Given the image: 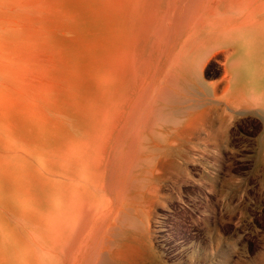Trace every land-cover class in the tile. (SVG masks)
Instances as JSON below:
<instances>
[{
    "label": "rangeland",
    "instance_id": "rangeland-1",
    "mask_svg": "<svg viewBox=\"0 0 264 264\" xmlns=\"http://www.w3.org/2000/svg\"><path fill=\"white\" fill-rule=\"evenodd\" d=\"M146 1L111 0L114 4L110 5V0H0V139L7 137L12 144L0 148V159L7 160L10 165L12 175L8 193L15 207H24V181L31 174L36 181L38 172L35 168L38 163H50L60 156L70 155L74 142L91 146L95 135L100 130L104 131L108 124L117 122L121 111L128 110L126 107L136 101L137 87L143 77L142 66L150 62L151 45L155 40L148 32L152 26V20L149 21L152 15L149 17V14L153 10L161 11L166 2H170L158 0L161 2L158 6L157 0H149L150 5ZM200 2L186 0V11L198 7ZM171 3L167 6H172ZM109 7H113L112 10ZM138 11L141 18L146 19L148 15V20L138 19ZM138 20L142 21H139V28ZM134 28L140 29H137L139 33ZM32 32L37 41L32 37ZM143 35L151 38L144 40ZM138 36L143 40L138 41ZM16 43L19 50L14 48ZM55 43L58 45L55 46ZM178 46L175 41L174 48ZM217 60L222 59L218 57L204 70L202 76L207 84L218 82L224 75L223 67ZM49 70L51 73H46ZM40 83L49 88L43 85L41 90ZM31 84L36 86L32 87L34 91ZM182 88L178 89L180 93ZM148 99L145 97L141 111H145L148 106ZM185 105L175 101L172 107L182 116ZM56 116L58 119H55ZM173 141L176 146L169 149L158 146L156 140H148L145 142L147 147L140 148L139 158L134 164L137 172L147 170L155 173L153 189L144 191L142 198L136 197V189H131L128 198L121 200L118 212L123 217L118 224L117 221H111L110 226L119 230V234L123 235L121 239L131 238L137 243L130 242L135 246L134 253L122 261H107L109 264H218L214 252L209 248V239L205 236L202 205L186 199V188H171V180L181 177L182 164L186 159V151L183 150L186 141L182 138ZM119 145L120 153H125L128 141L124 140L123 145ZM20 150L30 151L27 162L31 171L28 178L24 177V169L16 157V151ZM138 177L135 175L134 180ZM145 181L149 187L148 180ZM9 222L21 224L13 215ZM223 229L228 231L229 227L225 225ZM108 240H111L110 236ZM105 246L102 250L112 255L113 248ZM21 250L24 253V248ZM13 259L15 262L20 260L19 257Z\"/></svg>",
    "mask_w": 264,
    "mask_h": 264
},
{
    "label": "bare ground",
    "instance_id": "bare-ground-1",
    "mask_svg": "<svg viewBox=\"0 0 264 264\" xmlns=\"http://www.w3.org/2000/svg\"><path fill=\"white\" fill-rule=\"evenodd\" d=\"M147 1L150 5L151 1ZM169 3L172 6H167ZM169 3L166 2L161 11L151 10L154 15L146 11L149 17L152 15V19L148 15L146 18L152 20L148 32L155 38L151 45L150 62L142 66L143 77L137 87L136 101L126 107L128 110L121 111L117 122L112 121L114 124H108L104 131L100 130L91 146L74 142L70 155L60 156L50 163H38L35 168L38 172L36 181L30 175L27 162L30 151H16V157L24 169V177L30 175L24 181V207H15L11 202L8 193L12 175L10 165L7 160L0 159V264H109L107 261H122L135 251V246L130 242H137L131 238L121 239L123 235L119 234L116 227L110 226V222L120 223L123 216L118 212L119 206L121 200L128 198L131 189L137 190L135 194L138 198L144 196V191L153 189L155 173L147 170L137 172L134 164L139 158L140 148L147 147L145 142L156 140L158 146L169 149L175 145L173 140L181 138L186 132V105L183 117L172 107L175 101L186 103V89L189 95H196L203 103L213 105L222 102L229 110L238 113H251L250 110L254 108L257 110L255 114L264 117V0H201L198 7L187 11L186 0H170ZM138 15V19L141 18L139 11ZM139 21L142 22L138 20V28L141 24ZM140 38L137 37L138 41L143 40ZM174 40L179 44L178 48H174ZM16 44L14 48L18 46ZM218 57L222 59L217 60V63L222 65L224 75L218 82L207 84L202 76L204 70ZM59 59L54 58L56 61ZM46 73L51 72L49 70ZM43 85L45 88L46 84ZM30 86L31 89L36 87ZM181 86L180 93L178 89ZM220 86L222 91L218 96ZM46 88L49 87L46 85ZM146 92L149 94L146 95ZM145 97L149 98L148 106L145 111H141ZM124 140L128 141L127 151L120 153L119 144L123 145ZM7 145H12L7 137L0 139V148ZM166 164L169 165V162ZM135 175H139L137 180H134ZM11 215L16 216L21 224L10 223ZM108 236L111 240L106 241ZM105 245L113 248L112 255L102 250ZM14 257L20 260L15 262Z\"/></svg>",
    "mask_w": 264,
    "mask_h": 264
},
{
    "label": "crops",
    "instance_id": "crops-1",
    "mask_svg": "<svg viewBox=\"0 0 264 264\" xmlns=\"http://www.w3.org/2000/svg\"><path fill=\"white\" fill-rule=\"evenodd\" d=\"M200 100L186 89V159L171 188L202 205L218 264H264V117Z\"/></svg>",
    "mask_w": 264,
    "mask_h": 264
}]
</instances>
